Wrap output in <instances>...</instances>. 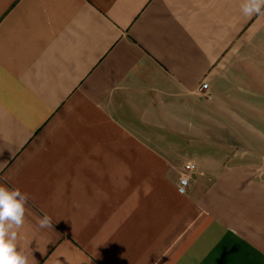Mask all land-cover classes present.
<instances>
[{"label":"crops","instance_id":"1","mask_svg":"<svg viewBox=\"0 0 264 264\" xmlns=\"http://www.w3.org/2000/svg\"><path fill=\"white\" fill-rule=\"evenodd\" d=\"M242 2L0 0V185L30 195V264H264L240 149L264 14Z\"/></svg>","mask_w":264,"mask_h":264},{"label":"clouds","instance_id":"2","mask_svg":"<svg viewBox=\"0 0 264 264\" xmlns=\"http://www.w3.org/2000/svg\"><path fill=\"white\" fill-rule=\"evenodd\" d=\"M245 16L264 14V0H243ZM30 195L19 187L0 185V264H30L29 253L19 244L18 232L22 227ZM41 227L51 224L47 213L38 219Z\"/></svg>","mask_w":264,"mask_h":264},{"label":"rangeland","instance_id":"3","mask_svg":"<svg viewBox=\"0 0 264 264\" xmlns=\"http://www.w3.org/2000/svg\"><path fill=\"white\" fill-rule=\"evenodd\" d=\"M259 93H261L260 90H257V93L254 92V123L242 124L240 149L243 152L242 161L254 163L260 169V176H264V98L259 97ZM251 125L253 129L250 127ZM228 127L234 128L233 125H228Z\"/></svg>","mask_w":264,"mask_h":264},{"label":"built area","instance_id":"4","mask_svg":"<svg viewBox=\"0 0 264 264\" xmlns=\"http://www.w3.org/2000/svg\"><path fill=\"white\" fill-rule=\"evenodd\" d=\"M208 90L206 82H202L198 88V92H201L202 94L206 93ZM195 171V167L191 163H185L182 165L178 181L176 185V192L180 195H184L186 193V190L188 188V185L191 181V176Z\"/></svg>","mask_w":264,"mask_h":264}]
</instances>
